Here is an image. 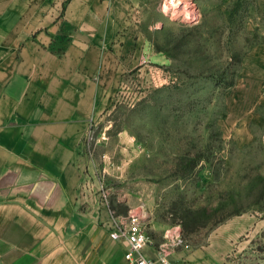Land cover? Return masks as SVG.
<instances>
[{
    "label": "rangeland",
    "instance_id": "374dc122",
    "mask_svg": "<svg viewBox=\"0 0 264 264\" xmlns=\"http://www.w3.org/2000/svg\"><path fill=\"white\" fill-rule=\"evenodd\" d=\"M165 1L131 0L144 49L134 41L84 137V180L107 190L95 194L113 215L140 212L149 235L164 225L163 242L227 232L226 264H264V0Z\"/></svg>",
    "mask_w": 264,
    "mask_h": 264
},
{
    "label": "crops",
    "instance_id": "0c3cea01",
    "mask_svg": "<svg viewBox=\"0 0 264 264\" xmlns=\"http://www.w3.org/2000/svg\"><path fill=\"white\" fill-rule=\"evenodd\" d=\"M131 6L0 0V264H130L128 241L110 236L112 209L83 182L92 165L84 137L129 69L134 41L144 49L130 32ZM150 229L144 254L158 260L166 227ZM231 241L225 232L179 245L169 259L226 264Z\"/></svg>",
    "mask_w": 264,
    "mask_h": 264
},
{
    "label": "built area",
    "instance_id": "2783aa9c",
    "mask_svg": "<svg viewBox=\"0 0 264 264\" xmlns=\"http://www.w3.org/2000/svg\"><path fill=\"white\" fill-rule=\"evenodd\" d=\"M173 0H166L164 7L169 6ZM173 8V7H171ZM85 175H87L85 173ZM84 187L90 191L100 192L105 199H108L107 190H104L102 186L96 187L95 183H92L90 178L84 180ZM110 229V236L113 239H126L128 241V248L125 252V258L130 264H171L169 255L171 250L175 247L183 244V237L178 235H171L169 239L162 243L159 248V259L149 257L144 254V248L151 242L147 225L140 212L130 213L125 218H120L117 215H113L108 221Z\"/></svg>",
    "mask_w": 264,
    "mask_h": 264
},
{
    "label": "bare ground",
    "instance_id": "6f19581e",
    "mask_svg": "<svg viewBox=\"0 0 264 264\" xmlns=\"http://www.w3.org/2000/svg\"><path fill=\"white\" fill-rule=\"evenodd\" d=\"M184 4V0H173L171 7L173 8H180Z\"/></svg>",
    "mask_w": 264,
    "mask_h": 264
}]
</instances>
